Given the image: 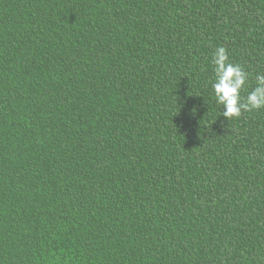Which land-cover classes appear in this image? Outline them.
<instances>
[{"label": "trees", "instance_id": "1", "mask_svg": "<svg viewBox=\"0 0 264 264\" xmlns=\"http://www.w3.org/2000/svg\"><path fill=\"white\" fill-rule=\"evenodd\" d=\"M264 0H0V264H264Z\"/></svg>", "mask_w": 264, "mask_h": 264}, {"label": "clouds", "instance_id": "2", "mask_svg": "<svg viewBox=\"0 0 264 264\" xmlns=\"http://www.w3.org/2000/svg\"><path fill=\"white\" fill-rule=\"evenodd\" d=\"M214 64V79L212 82L213 94L216 103L223 106L222 115L231 121L238 118L242 112H251L264 108V75L256 77L255 87L241 96L248 76L238 64L229 62L227 49L216 48L212 56Z\"/></svg>", "mask_w": 264, "mask_h": 264}]
</instances>
